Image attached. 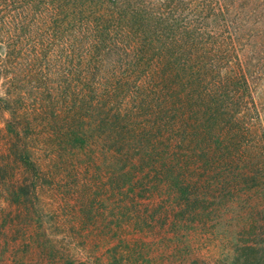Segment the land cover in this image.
Wrapping results in <instances>:
<instances>
[{"label":"rangeland","instance_id":"374dc122","mask_svg":"<svg viewBox=\"0 0 264 264\" xmlns=\"http://www.w3.org/2000/svg\"><path fill=\"white\" fill-rule=\"evenodd\" d=\"M227 3L230 19H236L234 27L239 28L233 38L234 49L226 59L219 60L216 69L209 67L203 83L193 93V107L182 112L184 125L190 130L187 134L196 138L201 123H205L202 113L217 98L219 80L226 72L244 71L246 88L240 80L238 86L229 88L226 104L211 103L207 111L229 109L228 114L234 116L232 123H225L221 116L220 123L227 129L238 123L246 128L245 132L251 131L235 152L238 163L227 168L213 163L204 173L196 172L201 166L195 161L194 150L204 144L186 141L175 147L166 141L161 145L163 129L158 126L166 119L160 113L155 115L158 102L146 107L150 104L147 99L145 104L141 99L142 111L129 117V123L134 121L138 130L143 128L147 141L142 150H132L128 155L133 161L140 156L148 161L119 164L114 149L101 144L96 136L84 148L65 147L60 135L64 133V125L71 122L66 113L72 108L74 96L64 103L56 95L58 89L72 90L80 83L78 48L71 51L64 46L61 50V45H57L59 41L65 42L63 38L46 43L48 48L38 60L32 59L33 51H26L20 60L28 65L22 70L16 67L14 86L15 93L21 96L17 104L19 116L27 114L39 120L28 136L31 158L41 176L37 184L38 204L33 199L20 209L11 201L7 189L13 186L16 189L22 171L8 158L10 140L4 128L10 113L2 110L0 264H67L69 260L87 264H231L238 248H243L242 251L249 245L264 248V154L260 150L264 141V0H227ZM232 29L228 33L223 28L216 29L213 36L221 42L228 39L229 33L234 34ZM8 69L0 77V96L10 88L12 70ZM85 75L82 73L80 78ZM97 81L96 77L93 82ZM37 86L48 96L44 97L47 108L44 120H40V101L35 97ZM125 97L117 102L109 99L107 106L120 104L128 108L131 94ZM204 104L208 105L203 107ZM146 152H150L149 158ZM176 159L180 161L175 163ZM163 160L168 165L171 161L177 165L175 173L181 174L183 170L187 175H203L199 177L202 198L196 218L177 214L181 201L160 173ZM124 166L126 173L122 177ZM191 200L196 204L192 196Z\"/></svg>","mask_w":264,"mask_h":264},{"label":"trees","instance_id":"16d2710c","mask_svg":"<svg viewBox=\"0 0 264 264\" xmlns=\"http://www.w3.org/2000/svg\"><path fill=\"white\" fill-rule=\"evenodd\" d=\"M230 18L227 0H0V77L6 68L12 70L10 88L0 96V111L10 113L4 128L10 140L9 161L17 163L22 171L16 189L14 186L7 189L11 201L20 209L33 199L38 204L37 184L41 179L28 147V136L37 128L39 120L27 114L19 116L17 112L21 96L15 93V69L22 70L28 65L20 60L26 56V51H33L32 59L38 60L50 41L56 43L63 38L65 42L59 41L57 45H61V50L64 46L71 51L78 48L80 81L75 89L57 90L59 102L67 103V99L74 96L72 108L66 113L71 122L64 125V133L60 135L65 147L84 148L96 136L101 144L114 149L119 156L116 162L126 165L133 161L129 152L142 150L147 137L143 128L138 130L133 124L134 119L132 123L129 121L132 114H138L144 108L141 99L144 104L147 99L150 104L146 107H153L152 102H158L155 115L160 113L159 116L166 119L158 126L161 131L163 129L161 145L166 141H171L175 147L186 141L204 144L203 148L194 150L195 161L201 166L196 172L204 173L213 163L225 168L238 163L235 152L247 141L245 137L251 131L245 132L246 128L238 123L235 128H225L218 118L224 117L225 123L231 124L234 116L228 114L229 109L227 112L207 111L218 101L226 104L229 88L238 86L240 80L246 88L244 71L226 72L219 80V90L215 92L217 98L212 104L203 106L208 105L202 113L205 123H201L196 138L187 134L190 130L184 125L182 113L193 107V93L203 83L209 67L216 69L221 63L219 60L226 59L234 49L233 38L238 35L239 28L234 27L237 20ZM220 28L227 33L234 28V34L229 33L228 39L217 42L213 31ZM82 73L86 75L80 78ZM89 73H92L91 77L87 75ZM96 77L98 81L93 82ZM35 91L36 100L40 101V120H44L47 111L44 102L48 96H44L43 89L38 86ZM129 94L132 103L128 108L120 104L107 106L109 99L117 102ZM179 112L183 116L178 115ZM173 116L177 121L174 122ZM262 143L260 150L264 154V141ZM208 147L211 148L209 151ZM147 155L149 158L150 152ZM143 159L140 156L132 165L148 161ZM178 161L180 159L175 163ZM170 163L163 160L160 173L180 198L181 208L177 214L196 218L202 198L199 177L203 175H187L183 170L181 174L175 173L177 165ZM124 168L120 173L122 177L126 173ZM127 176L131 174L128 172ZM191 196L196 204L192 203ZM245 247V251L237 249L231 264H264V248ZM67 264L87 263L69 260Z\"/></svg>","mask_w":264,"mask_h":264}]
</instances>
